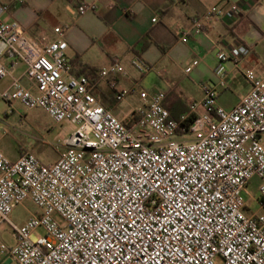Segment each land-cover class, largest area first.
<instances>
[{
    "label": "built area",
    "instance_id": "1",
    "mask_svg": "<svg viewBox=\"0 0 264 264\" xmlns=\"http://www.w3.org/2000/svg\"><path fill=\"white\" fill-rule=\"evenodd\" d=\"M93 8L81 5L73 16ZM238 10L214 5L193 21L192 32L233 20ZM65 31L55 28L57 38L47 44L29 41L0 4V80L11 76L1 59L21 62L37 91L12 78L0 100L74 126L52 165L30 152L12 161L0 151V226L15 240H0V257L11 264H264V78L245 71L250 90L232 110L219 105L216 86H206L203 101L179 119L165 108L163 93L140 91L142 107L122 121L98 101L87 76L73 73ZM248 53L242 44L232 55L218 53L220 86L225 64L238 65ZM123 73L116 58L99 76ZM135 93L119 91L116 99ZM185 136L193 139H177ZM255 177L260 197L251 198L257 210L250 212L245 195ZM26 202L39 212L17 226L11 216ZM40 228L45 235L34 236Z\"/></svg>",
    "mask_w": 264,
    "mask_h": 264
},
{
    "label": "crops",
    "instance_id": "2",
    "mask_svg": "<svg viewBox=\"0 0 264 264\" xmlns=\"http://www.w3.org/2000/svg\"><path fill=\"white\" fill-rule=\"evenodd\" d=\"M0 4L9 6L29 41L47 44L57 38L55 28H66L65 57L73 73L87 76L98 101L122 121L136 117L143 105L140 91L163 93L165 108L179 119L191 104L203 101L206 86H216L219 105L232 110L250 90L244 72L264 78V0H6ZM81 5L94 8L73 16ZM214 5L224 9L238 5L239 10L233 20H213L203 32L193 33V21ZM239 44L248 47L249 53L238 65L225 64L226 77L220 86L215 74L217 55L220 51L232 55ZM116 58L124 73L101 78L99 71ZM194 60L199 64L186 74L185 68ZM1 62L11 70L10 81L22 78L25 87L37 92L23 78V63L6 58ZM131 89L137 93L116 99L119 91ZM133 96L141 106L130 108ZM203 112L198 107L197 114Z\"/></svg>",
    "mask_w": 264,
    "mask_h": 264
},
{
    "label": "rangeland",
    "instance_id": "3",
    "mask_svg": "<svg viewBox=\"0 0 264 264\" xmlns=\"http://www.w3.org/2000/svg\"><path fill=\"white\" fill-rule=\"evenodd\" d=\"M10 83L9 77L0 80V92H3ZM131 100L132 106L130 108L141 106L137 96H133ZM73 131L74 126L67 122L56 126L52 119L41 109L29 111L18 102H12L11 105L4 100H0V151L12 161L17 160L25 152H30L43 164L52 165L57 161L59 153L67 146L63 142ZM262 138L264 141V135ZM192 139L191 136L180 138L184 142ZM259 185L260 180L255 177L248 186V195H245V197L251 205L250 212L257 210L256 204L251 198L257 199L260 197ZM38 212L37 206L31 202H26L14 211L11 221L17 226H21L30 216ZM56 218L61 222L58 217ZM44 235L45 232L41 228L34 232L36 237ZM0 240L8 246L15 244L11 230L7 225L0 226Z\"/></svg>",
    "mask_w": 264,
    "mask_h": 264
},
{
    "label": "trees",
    "instance_id": "4",
    "mask_svg": "<svg viewBox=\"0 0 264 264\" xmlns=\"http://www.w3.org/2000/svg\"><path fill=\"white\" fill-rule=\"evenodd\" d=\"M194 120V116H191L188 120H187V123H186V128L189 127V125H191V123L193 122ZM7 260V258L3 259V262L2 264Z\"/></svg>",
    "mask_w": 264,
    "mask_h": 264
},
{
    "label": "water",
    "instance_id": "5",
    "mask_svg": "<svg viewBox=\"0 0 264 264\" xmlns=\"http://www.w3.org/2000/svg\"><path fill=\"white\" fill-rule=\"evenodd\" d=\"M4 264H11V259H7Z\"/></svg>",
    "mask_w": 264,
    "mask_h": 264
}]
</instances>
